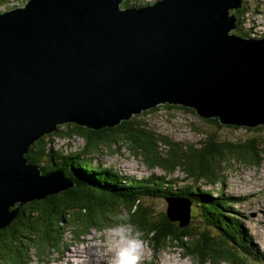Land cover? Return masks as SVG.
I'll list each match as a JSON object with an SVG mask.
<instances>
[{"label":"water","instance_id":"obj_1","mask_svg":"<svg viewBox=\"0 0 264 264\" xmlns=\"http://www.w3.org/2000/svg\"><path fill=\"white\" fill-rule=\"evenodd\" d=\"M122 1L26 0L0 12V229L73 184L25 156L59 125L113 127L158 104L264 124V37L229 33L241 0ZM165 200L166 218L186 226L189 199Z\"/></svg>","mask_w":264,"mask_h":264},{"label":"trees","instance_id":"obj_2","mask_svg":"<svg viewBox=\"0 0 264 264\" xmlns=\"http://www.w3.org/2000/svg\"><path fill=\"white\" fill-rule=\"evenodd\" d=\"M6 1L0 0V4ZM143 2L148 1L138 3L136 0H123L120 5L126 7ZM250 6L243 0V9L234 11L236 28L232 33L246 36V30L242 28ZM163 106L193 111L179 105ZM141 115L132 114L129 119L121 120L113 127L105 126L98 130L66 123L57 126L54 132L42 135L28 147L25 155L27 160L36 164L42 174L61 169L63 176L71 179L74 186L19 207L10 224L0 229V251L4 253L1 256L0 252V259L5 258L0 263H28L30 260L24 258L28 259L29 248H34L36 257L41 260L46 254L62 247V244L83 240L91 229L99 232L110 228L117 222V216L124 217L142 231V239L148 244L154 258L158 250L172 244L179 247L181 254L190 258L193 264L247 262V257L250 258L254 252L249 249L247 237L242 232L244 226L240 214L232 206V200L236 198L227 195L222 189L213 191L216 183H223L221 179H214L213 173L224 166L226 160L243 162L247 166L259 164V158H264L260 156L264 151L259 146L264 145V142H256L253 138L230 142L221 140L215 134H207L203 140L187 145L145 130L138 120ZM201 119L217 125L220 123L217 118ZM224 125L251 130L248 126ZM73 135L83 139L81 148L69 153L53 149L51 144L54 137ZM122 146L148 167L159 166L164 169V173L136 177L122 174L111 165L105 167L96 161V155L101 152L111 147L119 151ZM175 168H180L192 183L177 186L176 180L166 177ZM200 180L212 186L202 188L200 183L197 185ZM170 196L189 199L190 210L193 205L195 214L204 225L201 231L196 229V225L190 224L191 219L185 227H179L177 222L166 218L165 212L157 215L151 206L145 204L146 200ZM67 232H72L69 239L65 235ZM22 238L29 240L23 253L15 247ZM257 260V256H254L255 263L263 264Z\"/></svg>","mask_w":264,"mask_h":264},{"label":"rangeland","instance_id":"obj_3","mask_svg":"<svg viewBox=\"0 0 264 264\" xmlns=\"http://www.w3.org/2000/svg\"><path fill=\"white\" fill-rule=\"evenodd\" d=\"M15 1L7 0L4 4H0V7L4 10L9 6L11 7L8 10L12 9V6L18 8L21 2L24 4L26 0H20L17 4H15ZM130 1L134 2V0ZM139 1L152 2L154 0H136L138 3ZM248 1H251V6L254 4V6L250 7V12L245 19L246 31L250 33V28L253 31L261 29L262 27L264 28V0ZM151 2H143L142 4ZM255 19L257 21L256 23L262 26L257 25L254 22ZM187 108L193 111L178 107L166 108L162 104L153 109V111L141 112L142 115L138 120L145 127V130L149 129L155 134L165 135L171 140L180 141L187 145L203 140L207 134H215L221 140L230 142H239L251 138L255 139L256 142H264V124L258 123L259 125L251 128V130L227 127V125L221 123L217 125L216 123L202 120L194 108ZM62 132L64 133V128H62ZM66 136H56L53 138L51 145L54 150L69 153L82 147L84 141L81 137L77 135H73L72 137ZM259 147L264 151V145H260ZM108 150L96 155V161L101 162L102 166L106 167L111 165L122 174H130L136 177L149 176V174L161 175L164 173V169L159 166L150 168L138 157L132 156V153L125 146L120 147L119 151L113 147L108 148ZM260 156L264 157V153L262 152ZM259 160V164H250V166L245 165L243 162L226 160L224 166L217 168L213 173L214 179H221L223 181V183H216L213 186V191L216 192L218 189H222L227 195L236 198L232 200V206L241 214L240 220L246 229L243 228L244 230L242 229V232L247 237L249 249L254 252L250 258L247 257V262L243 261L241 264H257L255 263L256 259L254 261V256H257V262L264 264V158L263 160L259 158ZM166 177L176 180L177 186L192 183V180L180 168H175V171L166 174ZM199 183L203 186L202 188L212 186L202 180L197 182V185ZM145 204L151 206L157 215L164 212L166 208L164 199L146 200ZM190 213V218L192 217L190 224L196 225V229L201 231L204 225L199 220L200 217L195 214L196 210L193 205ZM71 233L67 232L65 234L66 238L69 239V234ZM28 241V239L22 238L17 242L15 247L23 253L24 246ZM115 247V241L110 238L107 229L99 232L91 229L84 236L83 240H72L68 244H62V247L53 253L51 252V254H46L41 260L36 257L34 248H29L27 249L28 259H24L30 260L25 264H112ZM3 254L1 252V256ZM2 258L0 262H4ZM137 264L193 263L191 261L189 262L187 256L181 254L179 247L173 246L172 244L168 245L165 249L158 250L154 258L152 257L151 249L145 242L140 260ZM205 264L210 263L206 262Z\"/></svg>","mask_w":264,"mask_h":264},{"label":"clouds","instance_id":"obj_4","mask_svg":"<svg viewBox=\"0 0 264 264\" xmlns=\"http://www.w3.org/2000/svg\"><path fill=\"white\" fill-rule=\"evenodd\" d=\"M154 1H152V2L148 1V2L153 3ZM245 3H248L251 5V1H248V0H245ZM141 4L142 3H140V4H128V5L129 6H138ZM23 5L24 4L22 3V5H20V6H23ZM129 6H126V7H129ZM242 6H243V0L241 1V7L240 8L230 10V12H229L230 15L231 14L234 15V11H236V10L243 9ZM252 6H254V4H252ZM252 6H250V7H252ZM9 7H11V6H9ZM12 7L15 8V6H12ZM250 7H249V10H250ZM5 10H8V7ZM5 10L3 8H0V12H3ZM249 12L250 11L245 13V11H244L246 17H247ZM235 24H236V20H235ZM242 29L246 30L245 20L243 22V28ZM232 32H229V33H232ZM245 34L247 37H251L248 35V31H246ZM253 38H256V37H253ZM180 197H184V196H180ZM165 198H164V200H165ZM165 202H166V200H165ZM166 207H167V202H166ZM165 210H166V208H165ZM165 210H164V212H165ZM115 219L117 222L114 223L110 228L107 229L110 238L113 239L115 241V244H116V247H115V250H114V253L112 256V264H137V262L140 260L141 252H142V249H143L144 244H145V241L142 239V235H143L142 231L135 224H133L131 222H127L124 219V217L117 216ZM189 262H190V258H189Z\"/></svg>","mask_w":264,"mask_h":264},{"label":"bare ground","instance_id":"obj_5","mask_svg":"<svg viewBox=\"0 0 264 264\" xmlns=\"http://www.w3.org/2000/svg\"><path fill=\"white\" fill-rule=\"evenodd\" d=\"M17 1H19V0H16V1H15V4H16ZM0 8H2V7H0ZM12 8H13V7H12ZM254 22H255V23L257 22L256 19H255ZM256 24H257V23H256ZM257 25H259V24H257ZM259 26H262V25L260 24ZM250 29H251V28H250ZM263 32H264V28H263V27H262L261 29H257V30H254V31L251 29V32L248 33V35L251 36V37L254 36V37H259V38H260V37H264V33H263ZM255 39H257V38H255ZM242 126H245V125H242ZM36 166H37V165H36ZM37 167H38V166H37ZM38 169H39V168H38ZM39 173L42 174V171H41L40 169H39ZM73 186H74V182H73L72 185H70V186H68L67 188L62 189V190H66V189H68V188H72ZM56 193H57V192H56ZM54 194H55V193H54ZM216 194H217V193H216ZM47 196H48V195H47ZM236 202H237V201H236ZM236 202H235V203H236ZM240 217H241V214H240ZM241 223H242V222H241ZM244 229H245V228H244ZM245 230H246V229H245ZM248 236H249V235H248ZM257 245H258V244H257ZM77 264H78V263H77Z\"/></svg>","mask_w":264,"mask_h":264}]
</instances>
